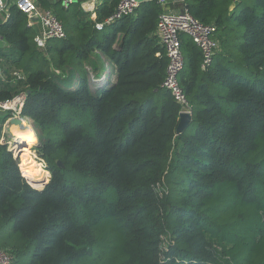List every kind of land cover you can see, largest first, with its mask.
Segmentation results:
<instances>
[{"label": "trees", "instance_id": "obj_1", "mask_svg": "<svg viewBox=\"0 0 264 264\" xmlns=\"http://www.w3.org/2000/svg\"><path fill=\"white\" fill-rule=\"evenodd\" d=\"M82 1L36 0L66 34L44 48L16 6L0 24V102L30 91L21 114L51 174L36 189L48 171L0 142V231L16 235L0 249L12 264H264V0L179 1L217 41L201 69L200 49L179 35L192 115L179 133L182 106L161 85L163 7L141 2L97 30ZM118 2L103 0L96 21ZM92 53L111 60L114 82L91 83Z\"/></svg>", "mask_w": 264, "mask_h": 264}, {"label": "built area", "instance_id": "obj_2", "mask_svg": "<svg viewBox=\"0 0 264 264\" xmlns=\"http://www.w3.org/2000/svg\"><path fill=\"white\" fill-rule=\"evenodd\" d=\"M71 0H63L64 4ZM162 7L168 0H155ZM181 1V0H176ZM239 0H232V5H235ZM103 0H85L81 2V8L90 15V18L95 20L94 26L97 30L103 29L116 20L124 16L132 15L139 5L138 0H119L114 11L102 21H96L97 7ZM16 6V8L24 13L27 17V26L34 28V22H37L40 27V33L35 34L33 40L38 48H44L49 39H63L66 37L65 30L61 22L57 19L55 14L49 9H40L37 6L36 0H0V15L1 23L5 22L9 17V7ZM215 26L210 24H203L195 19L186 9L177 11L163 10L156 23V34L165 50L168 59L165 77L162 81V87L168 90L173 96L174 100L182 106L181 111H190L187 99L179 84V74L183 69L184 59L180 48L179 35L186 34L200 49L202 60L201 69H206L213 61V57L217 48V41L215 39ZM7 44L0 36V48H4ZM3 69L0 64V78L3 76ZM12 78L15 80L22 79V73L18 71L12 72ZM26 92H20L12 99L0 102V110L10 111V116L7 117L3 123L0 141L7 145V149L12 152L14 158L18 159L21 155V140L17 139L6 127L9 125L8 121L11 117H18L21 119L20 129L27 128L33 130L29 124L30 119L21 114V109L24 104ZM31 147L32 151L37 153ZM34 153L35 159L39 160L43 168L46 164L41 157H37ZM19 160V159H18ZM21 170V168H20ZM21 174L25 177L23 171ZM28 182V181H27ZM29 183V182H28ZM13 256L6 250L0 249V264H12Z\"/></svg>", "mask_w": 264, "mask_h": 264}, {"label": "crops", "instance_id": "obj_3", "mask_svg": "<svg viewBox=\"0 0 264 264\" xmlns=\"http://www.w3.org/2000/svg\"><path fill=\"white\" fill-rule=\"evenodd\" d=\"M144 1H150V0H143V1H140V3L144 2ZM233 6L234 5H231L230 9H232ZM180 8H181V6H180L179 2L176 1V0H168L166 2V4L163 6V10H167V11H177V10H180ZM132 15H135V12ZM0 24H1V15H0ZM34 29L36 31V34L40 33V27H39L37 22H34ZM87 65L90 67L89 68L90 69L89 75H90L91 83H94V82L103 83L104 81H107V80H109L111 82L115 81V79H116L115 69L113 67V63L111 62V60L109 58L104 57V56H99V55H96V54L92 53L90 58H89V61H88ZM88 66H87V68H88ZM2 128H3V124H2ZM12 135H14V136L18 135L16 137L21 139L19 134H12ZM35 140H37V139L35 138ZM37 143L38 142L35 141V143L33 145H31V147L32 146H36L37 147ZM31 152L32 151H29L28 153H31ZM21 154H23V153H21ZM50 176L51 175L49 173L48 177L50 178Z\"/></svg>", "mask_w": 264, "mask_h": 264}, {"label": "water", "instance_id": "obj_4", "mask_svg": "<svg viewBox=\"0 0 264 264\" xmlns=\"http://www.w3.org/2000/svg\"><path fill=\"white\" fill-rule=\"evenodd\" d=\"M29 92L30 91L27 90L26 94H28ZM191 119H192L191 112L180 111L179 116H178V124H177V127L175 129V133H179L182 130H184L187 127V125L190 123ZM8 124L9 125L6 127V130L9 131L10 133L14 134V131L16 129H20L21 119L18 117H11L8 121ZM14 137L17 138L16 136H14ZM17 139H20V138H17ZM37 142H38V140H37ZM38 145H39V143H37V146ZM56 164L58 167H63V163L60 160H57Z\"/></svg>", "mask_w": 264, "mask_h": 264}, {"label": "rangeland", "instance_id": "obj_5", "mask_svg": "<svg viewBox=\"0 0 264 264\" xmlns=\"http://www.w3.org/2000/svg\"><path fill=\"white\" fill-rule=\"evenodd\" d=\"M139 2L140 1H143V0H138ZM7 46V45H6ZM90 67L88 66V69H89ZM89 71H90V69H89ZM5 113V111H0V114L1 115H3ZM29 124L31 125V128H32V122H31V120H30V122H29ZM25 129V130H24ZM23 130L21 129H19V131L20 132H16L17 134H21L22 132H27L28 131V129L27 128H24ZM22 131V132H21ZM15 133V132H14ZM2 134V133H1ZM31 134V136L33 137V138H36L37 139V137H35V132H34V130H32V132L30 133ZM33 134V135H32ZM35 141H37V140H35ZM35 141H34V143H35ZM36 151H37V147L36 146H34L33 147ZM31 151H32V149H31ZM34 153L35 152H31V153H23L22 155H29L30 157H32L33 158V163L31 164V165H33V164H36V163H39L40 161L39 160H37V159H35V157H34ZM36 155H37V157H40L39 155H38V152L37 153H35ZM19 162H20V164H21V160H22V158H21V155L19 156ZM45 162V161H44ZM41 163V162H40ZM19 164V165H20ZM45 164H46V162H45ZM29 165H27V167H28ZM26 167V168H27ZM44 170H46V171H48L47 170V168H43ZM22 170V169H21ZM48 173H50L49 171H48ZM51 175V174H50ZM50 180V178L48 177V179H47V181L44 183V185H42L40 188H37V187H35L36 189H41L42 187H44L45 186V184L46 183H48V181ZM33 186V185H32ZM34 187V186H33ZM15 232H13L12 231V225H9V226H7V227H5L4 229H2L1 231H0V239H2V238H7V240H9V241H11L12 239H14L15 238Z\"/></svg>", "mask_w": 264, "mask_h": 264}, {"label": "bare ground", "instance_id": "obj_6", "mask_svg": "<svg viewBox=\"0 0 264 264\" xmlns=\"http://www.w3.org/2000/svg\"><path fill=\"white\" fill-rule=\"evenodd\" d=\"M14 132H15L14 134H17L16 132H20V131H19V129H16ZM30 133H31V130L28 129L27 132H22L21 134H19L21 137V151H22V153H28L29 151H31L30 150L31 145L34 144L35 138H33ZM16 136H18V135H16Z\"/></svg>", "mask_w": 264, "mask_h": 264}]
</instances>
